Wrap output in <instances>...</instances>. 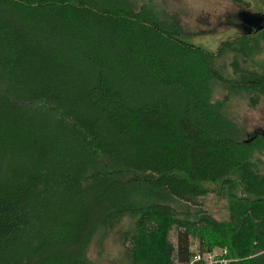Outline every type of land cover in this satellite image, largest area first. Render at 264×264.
<instances>
[{"label":"trees","instance_id":"trees-1","mask_svg":"<svg viewBox=\"0 0 264 264\" xmlns=\"http://www.w3.org/2000/svg\"><path fill=\"white\" fill-rule=\"evenodd\" d=\"M230 1L245 32L210 51L156 0H0V264L112 234L125 264H264V134L229 110L264 107V15Z\"/></svg>","mask_w":264,"mask_h":264},{"label":"rangeland","instance_id":"rangeland-1","mask_svg":"<svg viewBox=\"0 0 264 264\" xmlns=\"http://www.w3.org/2000/svg\"><path fill=\"white\" fill-rule=\"evenodd\" d=\"M154 1V0H153ZM160 8V20L176 22L186 38L195 45L214 51L220 42L245 32L235 24L237 15L245 9L230 0H156ZM250 3L249 13L264 15V0H244ZM222 99V95L219 97ZM241 126L245 139L256 131L264 134V107H248L244 102H232L229 108ZM264 161V157L262 158ZM206 210L216 219H227L226 204L214 196L202 201ZM172 242L175 235L172 234ZM90 259L96 264H125L118 239L113 234L105 239L102 247L93 244Z\"/></svg>","mask_w":264,"mask_h":264},{"label":"built area","instance_id":"built-area-1","mask_svg":"<svg viewBox=\"0 0 264 264\" xmlns=\"http://www.w3.org/2000/svg\"><path fill=\"white\" fill-rule=\"evenodd\" d=\"M226 250H214L210 253L200 254L196 253L193 257L192 264H230L232 261L225 258Z\"/></svg>","mask_w":264,"mask_h":264},{"label":"water","instance_id":"water-1","mask_svg":"<svg viewBox=\"0 0 264 264\" xmlns=\"http://www.w3.org/2000/svg\"><path fill=\"white\" fill-rule=\"evenodd\" d=\"M255 136L252 137V139L254 138Z\"/></svg>","mask_w":264,"mask_h":264}]
</instances>
